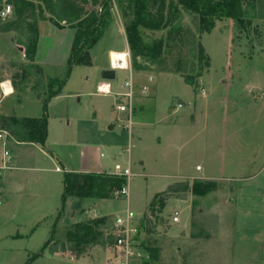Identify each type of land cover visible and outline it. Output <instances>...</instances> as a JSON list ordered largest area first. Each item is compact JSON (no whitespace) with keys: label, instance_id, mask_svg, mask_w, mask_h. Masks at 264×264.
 I'll return each mask as SVG.
<instances>
[{"label":"rangeland","instance_id":"rangeland-1","mask_svg":"<svg viewBox=\"0 0 264 264\" xmlns=\"http://www.w3.org/2000/svg\"><path fill=\"white\" fill-rule=\"evenodd\" d=\"M32 1L39 4L38 0ZM254 2V6L245 8L247 23L243 27L230 18H222L215 21L210 32H201L198 15L182 10L176 24L177 32L169 31V27L141 29L147 42L160 37L164 40L162 54L154 61L141 56L134 60L128 53L129 46L119 29V26L123 29L124 19L120 10L113 6L111 22L115 23L90 49V55L95 63L105 62L107 68L110 63L113 69L114 61L115 78H101L100 67L73 66L64 82L63 93L56 98L50 97L48 110H45L43 100L48 98L49 89L58 87L57 83L50 87L48 77L62 80L66 76L73 30L53 27L49 20L51 12L44 4L40 6L45 19H41L39 9H35L36 29L38 34L40 29L43 33L38 55L47 63V76L43 72L37 73L24 51L32 31L26 25L4 31L3 26L16 20V15L13 0H0V8L4 4H10L12 8L10 16L0 17V83L10 81L14 89L12 96L3 100V108H9L19 117L47 114V147L56 149L68 166H76L77 148L61 145L64 144L61 142L76 143L80 148L98 145L104 154L101 160L107 161L102 167L113 169L107 173H114L115 162L123 166L127 160L133 173L126 179L128 198L115 194L113 198L98 201L92 211L88 201L86 209L76 207L79 216H71L68 211L65 222L63 212L58 221L59 239L52 246H61L65 240V227L70 222L99 217H92L95 213L105 216L108 223L128 207L139 217L143 230L141 247L149 256L134 264H221L217 258L222 254L218 250L219 244L207 241L211 235L195 240L185 232L193 224L216 230L215 219L210 218L207 210L213 201H217L218 195L231 198L238 184L244 191H252V203L257 202L264 208V0ZM61 24L69 27L65 22ZM199 43L204 48L202 60L199 59ZM112 53L123 54V59ZM128 63L137 85L130 133L125 128L126 113L115 109L118 101L113 95L115 89L110 95L96 91V83L102 80L112 82L121 91L123 81L129 77ZM121 64L124 67H120ZM185 76L193 78L194 83H186ZM142 86L147 87L145 93ZM2 95L0 89V100ZM170 104L177 108L175 114L168 110ZM194 111L198 115L196 121H193ZM174 121L177 126L173 130L171 124ZM155 135L161 138L170 135L171 141L163 138L165 140L158 144ZM106 143L111 147L114 145L113 151H119L115 160L104 150ZM11 146L7 143L5 147L13 155L15 147ZM24 159L22 152H16L17 162ZM217 160H223L222 173ZM249 160L253 161L250 172L245 169L249 167L246 165L242 166V170L245 169L242 174H238L241 170L235 166ZM13 164L15 162L11 161ZM196 164L203 166V172H215L218 182L194 186V181L200 179L188 177L166 187L163 185L171 182L177 172L198 173ZM10 171L7 168L1 170V179L7 181L16 177L17 181L18 175L24 174L20 168L12 169L11 174ZM42 174L29 178L26 190L19 194L12 191L0 203V264H24L49 236V220L52 217L50 223H53L57 207L61 206L63 183L59 173ZM249 176H252L248 180L251 186L243 180ZM79 201L82 202L72 196L70 208L74 209ZM174 210L181 215L187 212L185 229L181 221L172 223ZM255 215H252L251 227L260 230L264 227V213L259 218ZM39 220L42 221L37 227ZM152 249L156 250V258L150 255ZM253 249L256 256L250 264H264L259 257L264 251L259 250L258 242L253 244ZM43 253L40 259L30 263L117 264L112 247L106 244L88 246L80 256H89L78 260L70 256L75 252L68 248L64 252L45 250ZM232 261L225 256L223 264H237Z\"/></svg>","mask_w":264,"mask_h":264},{"label":"trees","instance_id":"trees-1","mask_svg":"<svg viewBox=\"0 0 264 264\" xmlns=\"http://www.w3.org/2000/svg\"><path fill=\"white\" fill-rule=\"evenodd\" d=\"M16 20L3 26V30L22 28L25 25L32 31L28 46L24 49L25 56L33 60L38 31L36 29L35 9L41 19L43 9L41 3L51 12L49 20L57 27L62 28L61 22H65L74 29L71 47L66 60V76L62 80L48 77L49 86L57 83L58 87L50 88L48 98H45L43 108L46 110V101L61 92L66 78L75 65L90 66L92 64L90 49L103 36L112 18V8L116 6L124 19V30L131 57L135 60L138 56L157 60L162 54L163 38H157L147 42L143 38L141 29L160 30L169 27V31L177 32L181 11L186 10L198 15L199 29L201 32H210L215 21L222 18H230L242 27L247 23L244 19L245 8L254 6V0H38L35 4L32 0H13ZM246 3V7H244ZM33 20V21H32ZM199 59L205 56L204 48L198 44ZM31 65V64H30ZM135 66H137L135 64ZM32 68L41 73L42 69L32 64ZM184 81L193 84L194 79L185 76ZM0 129L6 130L9 135L20 141H35L44 145L47 135L46 116L39 118L0 115ZM126 178L107 172H68L63 173V190L61 193V206L52 223L50 235L38 252L33 253L24 264L40 257L45 250L50 252H64L67 248L74 253V257L83 254L90 245L112 244L109 234V226L105 216L87 218L70 222L64 231L65 240L60 247H54L58 237V221L63 216L67 197L74 196L77 199L113 198L115 191L126 185ZM210 185L208 181H194L193 185ZM79 202L75 204V208ZM197 228V229H196ZM205 231L195 224L191 228V236L199 237ZM156 250L152 249V258Z\"/></svg>","mask_w":264,"mask_h":264},{"label":"crops","instance_id":"crops-1","mask_svg":"<svg viewBox=\"0 0 264 264\" xmlns=\"http://www.w3.org/2000/svg\"><path fill=\"white\" fill-rule=\"evenodd\" d=\"M112 23H115V21H112L105 31H107L110 28ZM50 25H53V24H50ZM53 27L58 28V29L68 28V29L73 30V33H74V29L71 27L59 28L55 25H53ZM119 29L124 36L126 46H128L124 27L122 29L119 26ZM42 37H43V33H41V29H40L39 34H38V39H37L36 52H35L33 60H29V64L37 65L38 67H40L42 69L43 74L45 76H47V74L45 73V67H46L47 63L45 61H41L39 58V55H38V47H39V44L41 43ZM111 50L112 49H109L108 51H111ZM127 51H128V47H127ZM128 53H129V51H128ZM91 57H93V56L91 55ZM91 59H92L93 65H91L89 67H95V68L100 67V70L112 69V66L110 63H109L110 68H107L104 65L105 62L103 64L95 63L94 58H91ZM75 66H78V65H75ZM116 69L117 68H113L114 71ZM120 69L125 70L123 68H120ZM128 69H129V77L131 76L132 80L135 83V78L133 76L132 68L129 66V63H128ZM53 78H55V77H53ZM152 79H153V77H152ZM2 82H4V81H2ZM2 82L0 84H2ZM101 83H109L111 91L113 89H115V92L120 91V90H118L119 87H117V86L115 87L112 82H109V81L106 82L103 80L98 81L96 83V88ZM63 86H62V88H63ZM62 88H61V92L58 95H55L51 98H56V97L60 96L63 93ZM255 88H258V87H255ZM0 89L3 93L2 99L0 100V113H1L0 115L16 116L18 118H23L21 116L19 117L17 115H14V113H11L9 108L8 109H7V107L3 108V105H2L3 100L5 98L12 96L14 91L12 93H10L9 95L5 96L4 95V89L3 88H0ZM121 90H123L122 87H121ZM96 91H97V89H96ZM37 98L41 99V97H39V96ZM50 100L51 99H49V101L46 103V110H48ZM168 110H170L171 114H175L177 111V108L175 107V105L173 106L172 104H170L168 107ZM193 114L195 115L193 121H196L198 115L196 114L195 111ZM45 116L48 117L47 114ZM26 117H29V116H26ZM31 117L39 118V116H30V118ZM46 122H47V119H46ZM176 126H177L176 121H174L173 124H171V128L174 130L176 128ZM111 128H112V126L110 127V129ZM137 130L139 133L140 129L138 128ZM170 137H171L170 135H167V137L164 136L161 138V137L155 135V141L158 144H160L165 139L170 140L171 139ZM163 138H165V139L163 140ZM47 139H48V134L46 135V140L44 142V145H41L39 142H35V141L17 140L16 137H13L12 135H8L5 137V140L7 141L6 144L11 143V145H12L11 147L12 148L15 147V152L13 155H11L12 154L11 150H8L10 152L11 159L9 161L10 167L7 169L11 170L10 174L12 173V169H14V168H16V169L20 168L24 171V172H22L24 174L18 175L17 181L15 180L16 177L9 178L8 180L6 179L7 181H4L1 179L2 178L1 170L4 169V168H2V163L4 161V155H3L4 150H3V148L6 146V144L2 145V144H4L5 140L0 141V203L5 201V196H8V194L10 192L13 191V192L19 194L23 190H26V184L28 183V179L33 178L34 176H38L42 173L43 174L44 173H56V174L59 173L60 179L62 180V183H63V173L65 171H68V172H111L113 170L110 168L105 169L102 167L103 164L105 165L107 163V161L103 162L101 160V157H103L104 154L102 151L99 150L98 145L96 147L91 146V147H81L80 148L77 146L76 143L61 142V143H64L61 145H66L68 147H72L73 149L77 148V159H78V161L76 162L75 167H70V166H68V164H66V161L62 160L64 157L61 156L56 149L52 150V149H49L47 147V144H46ZM74 146H76V147H74ZM5 149H6V147H5ZM112 149H114V145L112 147L109 143H106L104 145V150L107 152V154L109 156H111L115 160L116 154L118 155L119 151L118 150L113 151ZM16 152H22L25 156V159L17 162L16 161ZM98 152H99V154H98ZM11 161H14L15 164L11 165ZM21 162H24V163H21ZM143 162H144L143 160L139 161L140 164H143ZM252 162L253 161L249 160L248 162H245V163H238V165L235 166V169L241 170L238 172V174H242V172L245 169H247L249 171L250 166L252 165ZM115 163H117V162H115ZM216 163L218 165L219 172L222 173V171H223V168H222L223 160H217ZM246 165H249V167L245 168V169L243 168V170H242V166L246 167ZM123 166H125V165H123ZM195 168H196V171L198 173L177 172V174H175L172 177L171 182L163 183V185L166 187L167 185H169L173 182L180 181V180H182L184 178H188V177H195V178L200 179L201 181H208L211 183H214L213 181L218 182V178H217V176H215L217 174H214L215 172L209 173L208 170H207V172L206 171L203 172L204 168L200 164H196ZM12 176H15V175L12 174ZM10 177H11V175H10ZM240 177H242V175ZM251 177L252 176L243 178L244 183H247L246 184L247 186H251L250 185L251 182L248 181L251 179ZM240 185L241 184H238L237 189L233 190V192L231 193V198H229L228 196L224 197L223 195H218L216 198L217 201H215V202L213 201V204L207 210V213L210 216V218L215 219V223L217 224V229L213 231L212 229H207V228H204L203 226H200L197 224L199 227H201L205 231V233L199 237H193L192 236L195 240H202L203 237L211 235V237H209L207 239V241H209L210 243H218L219 244L218 250L221 251L222 254H218L217 258L220 260L221 264H223L225 256L227 258H231V260H233L237 264H250V263H252V260L256 256V253L253 249V244L256 242H258L259 250L264 251V227L260 230H258V229L253 230L251 227V222H252L251 220H252L253 213H255L259 218V217H261L262 213H264V210H263L264 208H262V206H258L257 202H253L254 203L253 204L252 203L253 193H251L252 191H244V188H242L241 187L242 185L241 186ZM62 190H63V187H62ZM27 192H28V190H27ZM101 200H105V199L104 198L103 199H90V198L82 199L81 200L82 202L79 201L81 203V205H79V207H77V208H81V209L83 208L84 209L85 204H87V202L89 201V207L88 208L90 211H92L95 204ZM71 202H72V196L67 197L66 202H65V207H64L65 215L62 217L64 222L67 220V214H68L67 212L68 211H70L69 213L71 216H75V214L79 216L77 208H74V209L70 208ZM59 207H57V211H58ZM57 211L55 212V215L57 214ZM198 211L201 213L202 209L199 208ZM84 212L86 213L85 210L83 211V213ZM184 214L185 215H181V213L179 212V221H181V224H182L181 226L183 227V229L186 228L185 222L188 219L187 212H185ZM100 215L94 213L92 215V217L100 216ZM257 216H256V218H257ZM87 217H89V215ZM90 217H91V215H90ZM44 219H45V216L42 220H44ZM51 219H52V217H51ZM51 219L49 220L50 231H51V226H52V223H50ZM42 220H39L36 223L37 227ZM171 221H172V218H171ZM178 222L172 221V223H178ZM33 231H34V229L31 230V234L33 233ZM47 231H49V228ZM189 233L191 235V229L189 230V228H188L187 232H185V235L189 234ZM49 235H50V233H49ZM47 239H45L44 242ZM225 247H228V249L225 250ZM230 253H231V256H230ZM42 255L40 257H42ZM70 256L72 258L78 260V259H81L84 257H88L89 255H83V256H79L77 258L74 257L73 255H70ZM40 257H38L34 260L40 259ZM259 257L264 260V255H259Z\"/></svg>","mask_w":264,"mask_h":264},{"label":"built area","instance_id":"built-area-1","mask_svg":"<svg viewBox=\"0 0 264 264\" xmlns=\"http://www.w3.org/2000/svg\"><path fill=\"white\" fill-rule=\"evenodd\" d=\"M12 14V8L10 4H4L0 8V17L6 18ZM151 79V77L149 78ZM109 85V83H101L97 86V92L101 94H112L109 88L108 92L100 91V86ZM123 90L113 92V95L118 99L115 104V109L119 112L126 113V124L125 128L129 131L132 125V113H133V98L135 96V89L137 85L132 80L131 76L123 81L121 85ZM143 93H145L147 87L142 86ZM9 134L6 130L0 129V140L3 141ZM4 161L2 163V168H9V161L11 159L10 152L8 150L3 151ZM118 176H124L129 179L133 173L130 169V162L127 160L125 166L120 163L114 164V173ZM116 195H124L128 198V187L125 185L120 190L116 191ZM172 221H179V211L174 210L172 215ZM109 234L112 238L113 257L116 259L117 264H134L135 261H139L142 258H148V254L143 251L141 243L143 241V230L141 229L139 223V217L133 210L127 207L122 215H117L113 217L112 221L108 223Z\"/></svg>","mask_w":264,"mask_h":264},{"label":"clouds","instance_id":"clouds-1","mask_svg":"<svg viewBox=\"0 0 264 264\" xmlns=\"http://www.w3.org/2000/svg\"><path fill=\"white\" fill-rule=\"evenodd\" d=\"M111 55H113V56L120 55V58L123 59V54L112 53ZM113 67L114 68L116 67V64L114 61H113ZM120 67H124V65L121 64ZM0 88L4 89V95L5 96L9 95L10 93H12L14 91V89L11 87L10 81H7V82L0 84ZM109 88H110L109 85H102V86H100V91L108 92Z\"/></svg>","mask_w":264,"mask_h":264},{"label":"water","instance_id":"water-1","mask_svg":"<svg viewBox=\"0 0 264 264\" xmlns=\"http://www.w3.org/2000/svg\"><path fill=\"white\" fill-rule=\"evenodd\" d=\"M101 78L105 80H112L115 78V71L113 69H103L101 71Z\"/></svg>","mask_w":264,"mask_h":264},{"label":"bare ground","instance_id":"bare-ground-1","mask_svg":"<svg viewBox=\"0 0 264 264\" xmlns=\"http://www.w3.org/2000/svg\"><path fill=\"white\" fill-rule=\"evenodd\" d=\"M6 82V81H5ZM2 83H4V82H2Z\"/></svg>","mask_w":264,"mask_h":264}]
</instances>
